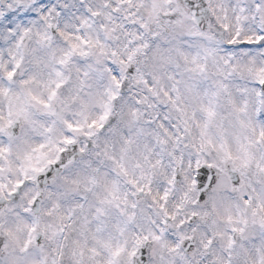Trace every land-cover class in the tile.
Segmentation results:
<instances>
[{
  "label": "snow or ice",
  "instance_id": "obj_1",
  "mask_svg": "<svg viewBox=\"0 0 264 264\" xmlns=\"http://www.w3.org/2000/svg\"><path fill=\"white\" fill-rule=\"evenodd\" d=\"M0 264H264V0H0Z\"/></svg>",
  "mask_w": 264,
  "mask_h": 264
}]
</instances>
